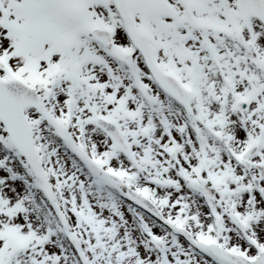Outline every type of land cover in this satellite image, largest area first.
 <instances>
[{
  "label": "snow or ice",
  "instance_id": "obj_1",
  "mask_svg": "<svg viewBox=\"0 0 264 264\" xmlns=\"http://www.w3.org/2000/svg\"><path fill=\"white\" fill-rule=\"evenodd\" d=\"M0 264H264V0H0Z\"/></svg>",
  "mask_w": 264,
  "mask_h": 264
}]
</instances>
